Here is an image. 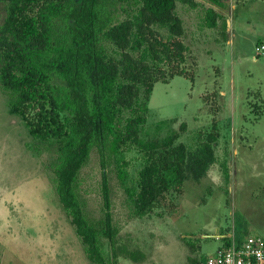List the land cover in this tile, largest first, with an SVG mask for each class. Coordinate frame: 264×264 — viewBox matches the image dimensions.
I'll return each instance as SVG.
<instances>
[{
  "label": "rangeland",
  "instance_id": "374dc122",
  "mask_svg": "<svg viewBox=\"0 0 264 264\" xmlns=\"http://www.w3.org/2000/svg\"><path fill=\"white\" fill-rule=\"evenodd\" d=\"M191 1L195 7L176 1L175 12L187 47L181 66L192 81L174 75L154 83L139 136L161 141L175 131L173 144L192 148L214 122L216 161L199 180L188 178L164 193L141 217L133 215L114 172H107L116 244L141 253L135 262L117 255V264H200L230 233L264 238V0ZM205 8L217 15L214 27L204 24ZM3 16L0 3V22ZM54 158L53 141L31 137L8 112L0 89V264H94L54 194ZM125 158L133 174L141 151L131 147ZM99 179L92 150L77 184L91 221L102 214Z\"/></svg>",
  "mask_w": 264,
  "mask_h": 264
},
{
  "label": "trees",
  "instance_id": "16d2710c",
  "mask_svg": "<svg viewBox=\"0 0 264 264\" xmlns=\"http://www.w3.org/2000/svg\"><path fill=\"white\" fill-rule=\"evenodd\" d=\"M176 1L196 6L191 0H0V89L8 112L34 139L53 141V191L94 264H117V255L141 258L138 250L116 244L110 169L133 215L141 217L164 193L188 178L199 180L216 161L214 122V132L192 148L173 144L175 131L161 141L139 136L154 83L174 75L193 78L181 66L187 47ZM216 17L204 9L205 26L214 27ZM131 147L142 157L133 174L125 158ZM92 150L100 168L102 214L96 221L86 217L77 192L79 171ZM219 167L227 179L225 162Z\"/></svg>",
  "mask_w": 264,
  "mask_h": 264
},
{
  "label": "built area",
  "instance_id": "2783aa9c",
  "mask_svg": "<svg viewBox=\"0 0 264 264\" xmlns=\"http://www.w3.org/2000/svg\"><path fill=\"white\" fill-rule=\"evenodd\" d=\"M200 264H264V238L230 233Z\"/></svg>",
  "mask_w": 264,
  "mask_h": 264
}]
</instances>
